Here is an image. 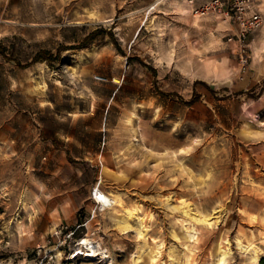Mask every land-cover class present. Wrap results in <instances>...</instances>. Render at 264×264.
<instances>
[{
  "label": "rangeland",
  "instance_id": "obj_1",
  "mask_svg": "<svg viewBox=\"0 0 264 264\" xmlns=\"http://www.w3.org/2000/svg\"><path fill=\"white\" fill-rule=\"evenodd\" d=\"M156 2L0 0V264H149L140 217L180 264L186 205L213 217L192 263L264 251V0L243 42L230 16ZM98 184L123 203L101 211ZM85 238L105 253L76 256Z\"/></svg>",
  "mask_w": 264,
  "mask_h": 264
},
{
  "label": "bare ground",
  "instance_id": "obj_2",
  "mask_svg": "<svg viewBox=\"0 0 264 264\" xmlns=\"http://www.w3.org/2000/svg\"><path fill=\"white\" fill-rule=\"evenodd\" d=\"M162 0H158L155 4H153L149 9L155 8L157 4H159ZM107 131V130H106ZM139 139L137 137H134V141H138ZM94 199L97 203V207L101 211H106L113 209L116 204H122L123 202L115 197L107 193L105 190H103L98 184L95 186L94 189ZM224 210V209H223ZM220 213V210L215 211V213ZM185 215L188 216L190 219L189 222L185 223V221H181V225L183 229L186 231V234L188 236L189 242L191 245H185V249L188 252L187 258L183 263L180 264H194L192 263V258L197 252V249L195 248V245L198 244V228L195 227L196 222H202L205 224H208L209 227H211L212 223L210 222L213 218H206V217H198L196 213L192 212V209L190 205H186L184 208ZM135 211L134 210H128L127 215H124L120 218V227L123 230H128L132 228L133 226L130 224V218L134 217ZM220 216H214V218H219ZM252 220H257L255 216H251ZM195 222V223H194ZM217 223V221L215 222ZM147 227L144 221V217H140L138 221V227L137 231L139 235L143 236L145 238L143 244L140 246L139 256H142V252L147 255V261L149 264H167V263H159V257H160V251H155L152 246L153 244H157V241L153 239L149 240L147 239V232H145ZM218 237V236H217ZM220 239V237H218ZM212 251H211V258L212 263L210 264H231L232 262V255L233 251L231 250V247L228 246L230 243L229 239H226L225 242L223 241H217L215 242ZM237 243L239 245L240 253L244 256V261L242 264H259L261 258L264 256V251L262 248L256 246L254 244V240L251 238L248 240L247 244H244L243 240L241 238H237ZM264 243V239H263ZM81 246L78 247L79 250L76 253V256L83 253L86 254L88 257H95L98 253L104 254L105 251L102 249L100 245H94L93 242L87 238L83 239L80 242ZM84 250V251H83Z\"/></svg>",
  "mask_w": 264,
  "mask_h": 264
},
{
  "label": "built area",
  "instance_id": "obj_3",
  "mask_svg": "<svg viewBox=\"0 0 264 264\" xmlns=\"http://www.w3.org/2000/svg\"><path fill=\"white\" fill-rule=\"evenodd\" d=\"M193 15L218 13L230 16L237 24L235 36L241 42L263 24V16L256 10L252 0H184ZM232 39V38H231Z\"/></svg>",
  "mask_w": 264,
  "mask_h": 264
},
{
  "label": "trees",
  "instance_id": "obj_4",
  "mask_svg": "<svg viewBox=\"0 0 264 264\" xmlns=\"http://www.w3.org/2000/svg\"><path fill=\"white\" fill-rule=\"evenodd\" d=\"M99 33H100V31H96V32H94L93 34H91V35L88 37L87 41H88V40H93V39H95L96 36H97V34H99ZM50 54H51L50 51L44 50V51H42V52L36 57V60H40V59H42V60H48L49 58H51ZM151 68H152V67H151ZM152 69H153V68H152ZM153 70H155V69H153ZM259 264H264V258H262V259L260 260V263H259Z\"/></svg>",
  "mask_w": 264,
  "mask_h": 264
},
{
  "label": "crops",
  "instance_id": "obj_5",
  "mask_svg": "<svg viewBox=\"0 0 264 264\" xmlns=\"http://www.w3.org/2000/svg\"><path fill=\"white\" fill-rule=\"evenodd\" d=\"M254 7H256V10H259L262 12L260 0H254Z\"/></svg>",
  "mask_w": 264,
  "mask_h": 264
}]
</instances>
